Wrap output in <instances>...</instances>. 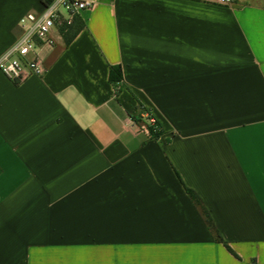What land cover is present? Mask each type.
<instances>
[{"label":"crops","instance_id":"1","mask_svg":"<svg viewBox=\"0 0 264 264\" xmlns=\"http://www.w3.org/2000/svg\"><path fill=\"white\" fill-rule=\"evenodd\" d=\"M87 1L0 72V264H264V0ZM41 8L0 0V55Z\"/></svg>","mask_w":264,"mask_h":264},{"label":"built area","instance_id":"2","mask_svg":"<svg viewBox=\"0 0 264 264\" xmlns=\"http://www.w3.org/2000/svg\"><path fill=\"white\" fill-rule=\"evenodd\" d=\"M201 1L232 5L238 0ZM41 6L40 11L27 12L21 17L18 23L19 35L0 55V72L8 78L19 73L42 76L44 66L41 51L53 47V30L71 25L73 19L81 11L90 8L92 3L87 0H41ZM149 120L152 124L153 119Z\"/></svg>","mask_w":264,"mask_h":264},{"label":"trees","instance_id":"3","mask_svg":"<svg viewBox=\"0 0 264 264\" xmlns=\"http://www.w3.org/2000/svg\"><path fill=\"white\" fill-rule=\"evenodd\" d=\"M82 28V24L75 18L71 25L64 26L60 29V32L63 36L65 44L69 43L70 40L77 34V32ZM109 81L113 84L119 83L121 81V68L120 66H112L109 69ZM117 93V90H115ZM140 111L146 113L148 119H153L152 124L146 125V129L151 138L157 139L162 134V129L160 123L151 115L150 111L144 108L140 103H138ZM135 120V119H133ZM136 121V120H135ZM187 195L194 203V205L199 209L201 215L204 218V221L208 229L212 232L215 240L219 243H222L227 249L228 246L221 240L219 234L217 233L215 226L207 212V210L201 204L199 198L189 189H186Z\"/></svg>","mask_w":264,"mask_h":264},{"label":"rangeland","instance_id":"4","mask_svg":"<svg viewBox=\"0 0 264 264\" xmlns=\"http://www.w3.org/2000/svg\"><path fill=\"white\" fill-rule=\"evenodd\" d=\"M137 108H138V107H137ZM139 111H140V110H139ZM140 112H141V111H140ZM143 117H144V119H145V120H143V122H144L145 125H149V124H151V122H150V120L147 118V115H146V114H145ZM141 119H142V118H141Z\"/></svg>","mask_w":264,"mask_h":264}]
</instances>
